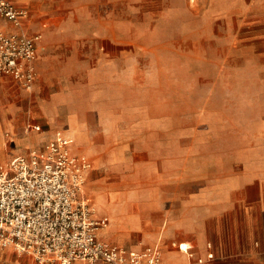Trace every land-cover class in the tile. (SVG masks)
<instances>
[{"label": "rangeland", "instance_id": "rangeland-1", "mask_svg": "<svg viewBox=\"0 0 264 264\" xmlns=\"http://www.w3.org/2000/svg\"><path fill=\"white\" fill-rule=\"evenodd\" d=\"M17 4L42 37L30 92L0 77V166L67 137L91 161L99 238L128 249L264 211V0ZM0 264L38 262L4 248Z\"/></svg>", "mask_w": 264, "mask_h": 264}, {"label": "built area", "instance_id": "built-area-1", "mask_svg": "<svg viewBox=\"0 0 264 264\" xmlns=\"http://www.w3.org/2000/svg\"><path fill=\"white\" fill-rule=\"evenodd\" d=\"M28 9L0 0V17L15 30H0V77H9L30 92L37 80L36 56L41 33L24 29ZM39 130L27 123L26 130ZM91 161L71 149L65 136H56L26 155L0 167V249L11 248L38 264H166L161 249L144 244L128 249L100 239L108 220L97 216L92 199L83 195ZM203 264L214 259L213 245L195 256L188 243H173Z\"/></svg>", "mask_w": 264, "mask_h": 264}, {"label": "crops", "instance_id": "crops-1", "mask_svg": "<svg viewBox=\"0 0 264 264\" xmlns=\"http://www.w3.org/2000/svg\"><path fill=\"white\" fill-rule=\"evenodd\" d=\"M25 1L17 0L16 2L23 4ZM12 2L17 7L26 8L30 12L28 5H18L14 0ZM27 24L24 23V28L31 33V28H28ZM13 29L14 27L11 30ZM252 189L256 194L259 193V190L260 194L263 193L262 186H252ZM256 202L257 200H252V210L250 213H245V221L241 222L243 226L231 228V231L228 232L220 227L215 232L217 236L210 237L205 242L200 238L196 243L193 237L184 234L176 236L178 239L172 240L170 244L165 243L161 247L151 245L161 249L166 264H183L192 258L180 252L173 243H188L190 251L195 256H205L208 241L213 245L214 259L203 264H264V211H259ZM223 254L225 255L223 256Z\"/></svg>", "mask_w": 264, "mask_h": 264}, {"label": "bare ground", "instance_id": "bare-ground-1", "mask_svg": "<svg viewBox=\"0 0 264 264\" xmlns=\"http://www.w3.org/2000/svg\"><path fill=\"white\" fill-rule=\"evenodd\" d=\"M97 209V208H96ZM108 223L106 224V227H107Z\"/></svg>", "mask_w": 264, "mask_h": 264}]
</instances>
